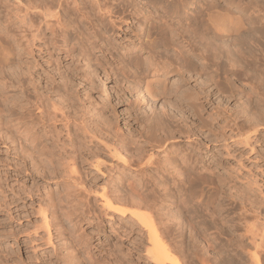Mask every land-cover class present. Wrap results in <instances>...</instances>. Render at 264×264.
<instances>
[{"label":"rangeland","instance_id":"1","mask_svg":"<svg viewBox=\"0 0 264 264\" xmlns=\"http://www.w3.org/2000/svg\"><path fill=\"white\" fill-rule=\"evenodd\" d=\"M114 2L124 22L114 32L110 31L98 41L93 38L94 30L90 26L89 30V24L80 25L84 37H89L87 42H96V48L89 54L94 69L87 79L68 73V94L53 93L51 86L61 79L57 75L51 79L41 72L51 70L49 64L56 53L35 50L21 57L16 26H8L12 52L0 68V264H62L56 262V250L61 255L74 251L71 254H76V264H80L82 257L88 262V252L98 255L99 264H154L145 252L149 245L146 230L130 215L122 216L100 207L97 192L104 186L108 193L114 190L113 194L122 195L127 179L135 183L148 179L146 191L149 194L145 199L151 196L147 204L151 203L153 209L151 204L146 206L150 208L145 209L146 213L152 217L160 238L180 264H201L202 258L206 259V264L230 263L224 259L241 250L232 243L244 234L243 224L236 228L232 224L239 218L250 223L264 221L261 200L264 197V61L241 62L240 66L231 67L229 63L209 64L197 55L191 56L198 69L192 70L185 63L183 75L188 83L184 88L202 87L211 93L210 101L201 100L197 116L191 115L185 106L172 108L177 124L186 132H175L171 140L176 145L163 149L164 152L161 148L151 150L149 146L156 154V165L140 176L135 164H125L111 151L110 144L117 133L143 146L139 133L142 125L130 115L131 108L135 106L139 118L150 115L152 109L162 114L175 102L174 97L147 103L136 101L137 91L129 93L125 88L133 84L130 81L135 73L128 58L114 63L113 57L105 53L104 61H112L111 67H124L117 72V77L109 74L108 64L104 65L105 72L102 66L95 65L94 58L102 56L101 47L106 48L108 41L117 46L114 56L120 57L124 48L133 47L135 38L131 30L138 27L136 17L147 12L152 20L160 18L163 22V5L135 0L143 6L139 13V10L134 11L137 6L126 8L117 6V0ZM260 3L261 6L252 4L253 8L258 14H264V0ZM14 8V0H0L1 37L5 36V20L13 21ZM148 40H155L161 51L162 41L157 35L153 34ZM83 42L87 43L84 39ZM147 52L139 53L143 62L155 58ZM34 56L42 68L38 70L39 79L33 66ZM76 61L85 67L86 61L80 57ZM181 81L177 76L169 77L168 86ZM120 88L125 90L119 91ZM37 96L47 103L41 109L35 103ZM67 97L69 100L64 101ZM104 122L111 127L109 134L101 129L106 127ZM254 128L256 136L248 143L241 141L244 132L251 134ZM35 134L39 137L36 141L31 138ZM149 149L146 154L150 153ZM96 160L100 161L98 168ZM72 162L76 165L74 171ZM72 179H80L90 190L89 194L80 189V185L76 188L71 184L74 188H70L68 184ZM114 188L118 192L115 193ZM74 209L81 218L70 215ZM58 218L63 227L57 224ZM189 221L191 224H187ZM75 235H80L86 244L73 248L71 238L75 240ZM73 249H78L79 254ZM249 249L253 248L249 245ZM245 259L248 263V258Z\"/></svg>","mask_w":264,"mask_h":264},{"label":"bare ground","instance_id":"2","mask_svg":"<svg viewBox=\"0 0 264 264\" xmlns=\"http://www.w3.org/2000/svg\"><path fill=\"white\" fill-rule=\"evenodd\" d=\"M114 1L115 0H14L15 8L12 12L13 21L9 22L5 20L6 22L3 26L5 36H0V55L2 57V60L0 59V68L7 63L12 52V47L9 45L8 41L10 37L8 26L15 25L18 32V48L21 57L28 53L33 54L35 50H38V52L45 50L48 51L49 54H51L49 50H53V52L56 53L52 64L48 63L50 65L49 67H51V70L48 71H45L47 69L43 70L41 68L39 61L34 56L33 66L36 68L35 73L38 75V79L41 76V73H39L40 71H38L39 69H42L41 72H44V75L47 74V76H50L51 79H55L57 75L56 77L60 78L61 82H54L50 90L55 94H68V79L66 78L68 73L81 75L80 77L87 79L91 78V73L94 69L91 68L92 65L90 63L91 58H89V54L96 48V42L95 40L89 43L87 42L90 41L89 37H84L80 25L89 24L88 28L90 26V28L94 30L91 32L93 38H96L98 41L103 35L108 34L110 31L114 32L117 27L119 28L121 23H124ZM117 1V6L123 5L126 8H134L137 6L134 11L139 10V13H141L143 8V6L138 5L140 2L136 3L134 2L135 0ZM260 2L261 0H145L146 4L163 5V22L158 16V20H152L153 18H151L147 12L142 14V16L140 15L141 17H136L139 24L137 28L131 30L135 38L133 47L124 48L123 53L119 55L120 57L117 55L114 56L117 46L113 43L108 41L106 48L101 47L102 56L95 57L94 62L95 65L102 66L104 72L107 71L104 65L108 64L110 67V75L117 77V72L123 71L124 67H111L112 61H104L105 53L113 57L114 63L120 62L121 59L128 58V64L135 69V73L130 81L133 84L130 85L128 83L129 85H126L125 88L129 93L137 91L136 101L147 103V101L155 102L161 99L169 100L171 97H174L175 100V102L170 103V108L164 109L162 114H156L152 109L150 115L148 114L146 117L143 115L144 118H139L135 106L131 108L133 113L130 112V115H132L136 121H140L142 125V129L138 131L142 137L143 146H138V143L134 144L127 137L118 136L115 132V139L112 142L117 146L111 143V151L120 157L125 164H135L137 167L135 171L138 175L144 176L147 169L153 166V164L156 165L154 163V156H156V154L154 151H150L149 146L151 150L153 147L155 149L161 148L162 151L168 147L170 149L175 144L171 140L175 132L181 134L186 132L177 124L172 108L176 106H185L190 111L191 115L197 116L202 107L201 100L203 99V101L206 102L210 101L211 93L203 90L202 87L198 89L195 87L184 88L188 83V78L183 75L185 72V63L189 64L192 70L196 71V69H198L196 66L197 63L191 60V56L197 55L209 64L212 62L216 64L229 63L231 67H238L241 62L246 64L256 60L264 61V14H258L255 7L253 8V5L258 6L257 4H259V6H261ZM250 7H252L251 10ZM139 13L134 15L138 16ZM153 34L157 35L162 41L160 45L161 51L157 49L158 43H156L155 40H148ZM83 39L87 43L83 42ZM125 44H127V42ZM141 51H148L154 54L155 58H153L155 60L148 59L146 62H143L139 55ZM162 55L163 60H161ZM79 57L86 61L85 67H82V65L79 66L76 61ZM150 57L152 58V56ZM68 59H70L69 63H67V61H69ZM64 61L65 63L63 64ZM200 70H203L202 67ZM172 76L182 78L181 83H173L172 86H168L169 77ZM123 90L125 89L120 88L119 91L123 92ZM249 95L250 94H247V98H249ZM121 98L122 96L118 94V99ZM44 100L45 99H41L40 96L36 98L35 103L40 109L45 106L44 103L46 102ZM47 100L49 101L50 99L47 98ZM65 100H69V97L65 98L64 101ZM53 103H55V101H53L52 104ZM131 103L134 104V102ZM95 125L98 128L97 123H95ZM104 125H106L105 122ZM103 127L101 129H104L105 134L111 132V127L108 128V124L106 127ZM251 131V134H246L243 130L245 135L241 141L243 140L245 143H248L257 133V129L254 128L251 129ZM238 134L239 132L237 135ZM31 138H34L36 141V138L39 137L35 134L32 135ZM46 146L50 147L48 145ZM147 148L150 151L149 154L145 152L148 150ZM123 153H125V155H123ZM127 153L129 155H126ZM70 165L72 171H74L76 169L75 162L70 163ZM99 165L100 161L96 160V167L98 168ZM198 175L201 174L199 173ZM197 178L199 179V177ZM79 180H69L70 182L72 181V183L68 185L71 186V184H75L76 188L77 185H80V189H83L87 192L86 194H89L90 190L86 189L82 181ZM147 180L142 178L138 183H135V181L127 179L125 182L126 184H124L125 188L123 187L124 190L122 189L124 192L121 191V193H123L122 195L113 194L114 190L108 193L106 191L107 189L105 190L103 186L102 189L100 188L102 191L97 192L100 199V207L104 208V211L106 209L107 211L116 212L122 216L130 215L141 228L146 230L149 245L145 247V252L151 262L154 264H180L178 258L170 252V248H168L167 244L160 238L156 223L152 217L148 216L149 214L146 213L147 210L145 209L150 208L145 207L151 204H147L151 196L150 198L147 197V200L145 199L149 194V192H147L149 183ZM73 186L74 185L70 188H74ZM66 187L68 188V186ZM114 189H116V193L117 188ZM261 200L264 204V197ZM53 203L51 202V205ZM54 206L53 204L52 207ZM150 207L152 208V204ZM143 210L145 213H143ZM70 211H68V213ZM72 211L74 212H70V215L72 214L76 218H81V214L78 213L76 209ZM96 216H98V214ZM242 220V218H239L237 223L232 224L235 228L243 224L244 234L232 243V245L240 247L241 250H237L233 255L229 254L230 257L224 259V261L230 262L228 264H239L237 262L234 263L235 261L241 263L245 262L246 264H264V221L250 223ZM44 223L46 222L44 221ZM189 223L191 224V221L187 222V224ZM57 224L63 227V222L60 219ZM194 230H196V228ZM74 237L76 238L75 240L71 238V242L74 243L72 245L73 248L86 244L80 235H75ZM207 245L212 244L207 243ZM249 245L253 248L252 250H248ZM73 250H76L77 253L79 251L78 249ZM57 252L58 250H56L55 253L56 262L74 264L76 254H74L75 256L71 254L74 251L70 254L66 253L63 255ZM223 257L224 256H222V260ZM246 257L248 258V263L247 259H245ZM218 258H220V256ZM80 259V264H99L101 262L100 259L98 262V255L94 256L89 252L87 255L88 262L85 261L83 257ZM119 260L120 259H118V261ZM200 262L201 264H206V259L202 258ZM101 264L108 263L102 262Z\"/></svg>","mask_w":264,"mask_h":264}]
</instances>
